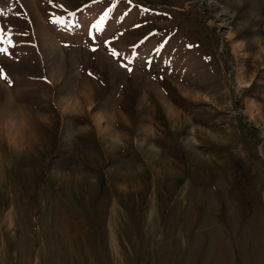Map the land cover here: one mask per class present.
Masks as SVG:
<instances>
[{"label":"rangeland","instance_id":"1","mask_svg":"<svg viewBox=\"0 0 264 264\" xmlns=\"http://www.w3.org/2000/svg\"><path fill=\"white\" fill-rule=\"evenodd\" d=\"M0 49V264H264V0H0Z\"/></svg>","mask_w":264,"mask_h":264},{"label":"bare ground","instance_id":"2","mask_svg":"<svg viewBox=\"0 0 264 264\" xmlns=\"http://www.w3.org/2000/svg\"><path fill=\"white\" fill-rule=\"evenodd\" d=\"M213 4V3H212ZM216 10V9H215ZM221 12V11H220ZM219 12H215V14H214V16L215 17H218L219 16ZM219 25H221V24H219ZM86 88H87V86H86ZM85 88V89H86ZM90 91V90H89ZM83 92V91H82ZM84 93V92H83ZM184 93V92H183ZM87 94H89V93H87ZM84 95V94H83ZM158 95V94H157ZM156 95V96H157ZM82 96V95H81ZM88 96V95H87ZM198 97V96H197ZM89 98V97H88ZM81 99H82V97H81ZM196 99V98H195ZM91 100V99H90ZM89 99H87V100H85V99H82V101H87L86 102V106L88 107V106H90L91 105V101H90ZM80 100H78V99H68L67 101H66V107H67V109H69L71 106H72V104H75V105H78V107H81V104H80ZM161 103V102H160ZM163 105V104H162ZM167 105V104H166ZM165 106V105H164ZM168 106V105H167ZM171 106V105H170ZM168 107V109H167V112H168V116H169V118L171 119V121L172 120H174L176 117H177V114L178 113H176V111H174L173 110V108L172 107ZM249 108V107H248ZM66 108H64V110H67ZM88 109H90V108H88ZM166 110V109H165ZM13 116V115H12ZM15 117H16V115H15ZM108 117H109V114H103V113H97V114H95V115H93V117H92V123H93V125L95 126V128L97 129V131L98 132H100V133H102V132H106L107 131V127H103L102 126V124H103V122L104 121H107V119H108ZM13 117H11L10 115H9V117H8V123H7V127H8V130L9 131H11V132H13L15 135H16V137L15 138H13V137H10V135L9 134H7V140H8V142L10 143V144H14L15 146H16V144L19 142V138H18V136H17V131H16V127H15V124H14V121H13V119H12ZM178 118V117H177ZM122 119V118H121ZM179 121V120H178ZM17 122V121H16ZM21 122H22V120H21ZM174 122V121H173ZM20 123V122H19ZM18 124V123H17ZM23 125V124H22ZM16 126H20V124L19 125H16ZM22 128V127H21ZM23 129H25V128H23ZM19 131V130H18ZM23 133V132H22ZM112 134V133H111ZM110 134V135H111ZM119 134V133H118ZM113 136V135H112ZM116 136V135H115ZM118 136V135H117ZM117 138V137H116ZM22 139H23V137H22ZM128 139V138H127ZM108 142H110L108 145L109 146H111V147H114V145H115V142H113L111 139L110 140H108L107 141V143ZM110 147V148H111ZM150 155L153 157V156H156V155H158L157 154V152L156 151H154V150H152V149H150ZM156 158V157H155ZM160 159V158H159ZM157 160V159H156ZM163 161V159H160V162H162ZM163 163H164V161H163ZM120 173V172H119ZM121 188V187H120ZM172 227V226H171ZM113 234V233H112ZM112 238H114V237H112ZM115 242V241H114Z\"/></svg>","mask_w":264,"mask_h":264},{"label":"snow or ice","instance_id":"3","mask_svg":"<svg viewBox=\"0 0 264 264\" xmlns=\"http://www.w3.org/2000/svg\"><path fill=\"white\" fill-rule=\"evenodd\" d=\"M50 2H51V0H50ZM106 17H107V13H105V17H102L101 20L99 21V23L97 25H94V27L99 29L100 25L103 24L104 19ZM55 22H56V20H53V23H55ZM9 43H11V42L9 41ZM93 50H95V49H93ZM0 52H6V49H0ZM128 70L131 71V69H128ZM90 75H91V73H90ZM5 79H6V77H5Z\"/></svg>","mask_w":264,"mask_h":264}]
</instances>
